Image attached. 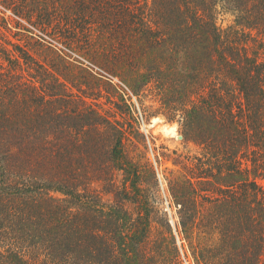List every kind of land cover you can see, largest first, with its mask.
I'll return each instance as SVG.
<instances>
[{"label": "trees", "instance_id": "16d2710c", "mask_svg": "<svg viewBox=\"0 0 264 264\" xmlns=\"http://www.w3.org/2000/svg\"><path fill=\"white\" fill-rule=\"evenodd\" d=\"M2 5L97 59L138 99L152 95L154 115L177 122L200 153L166 179L176 236L168 219L158 223L147 252L152 208L145 171L122 149L125 131L57 68L72 65L51 43L41 46L53 63L24 81L15 72L35 59L0 42V264H167L170 246L179 260L178 242L194 264H264V0ZM86 161L96 167L74 165ZM116 172L123 188L107 204L92 186L114 184Z\"/></svg>", "mask_w": 264, "mask_h": 264}, {"label": "rangeland", "instance_id": "374dc122", "mask_svg": "<svg viewBox=\"0 0 264 264\" xmlns=\"http://www.w3.org/2000/svg\"><path fill=\"white\" fill-rule=\"evenodd\" d=\"M3 6V5H2ZM0 6V42L11 43L22 50L29 52L35 59L34 63L21 60L15 74L22 77V80H30V76L44 73V60L50 63L52 56L46 53V49L41 44L47 45L44 41L51 43L54 49L67 57V61L72 65L64 67L60 63H56L57 68L65 74L66 78L73 82L75 86L86 90L87 93L94 95L96 99H88L92 105L98 104L103 110H106L107 116L122 128L126 135L123 137L122 149L124 153L136 164H138L144 172V189L146 197L149 199L151 209L152 235L150 242L144 245L147 252H151L154 241L158 239L159 231L162 228L159 224H164L165 220L171 224L173 232L176 236L175 223L177 219V209L171 205L169 193L167 189V178L173 173L183 170L185 164H189L190 158L197 156L200 149L193 144H187L183 141L179 132L177 122H170L163 115H154L155 110L159 107L157 99L150 94H146L143 98L138 99L133 93L127 91L123 87L121 79L113 77L105 72L103 67L95 60L81 58L78 50L71 47L61 45L56 40H52L48 33H43L39 28H34L24 20H20L11 10L7 11L5 6ZM223 28L233 23V17L230 14L222 15L219 22ZM44 40V41H43ZM15 54H19L18 50L10 47ZM99 58H101L99 56ZM25 81V80H24ZM89 83V85H86ZM123 84V85H122ZM70 86V85H69ZM71 87V86H70ZM70 93L81 95V93L71 87ZM85 92V91H84ZM111 116H115L114 118ZM155 119H159L155 121ZM175 126L172 131H167L170 127ZM106 161L103 162V164ZM78 169L95 168L86 161L81 165L74 164ZM99 166H103L102 164ZM151 169L155 171V177L151 173ZM114 184H97L92 188L100 193L102 201L109 204H117L118 198L115 197L116 188H123V173L116 172ZM122 206L132 215L137 212V206L123 201ZM157 222H155V221ZM159 223V224H158ZM179 260L176 253L172 252V246L169 247L170 253L167 264H183L182 255L192 261L191 254L183 250L181 243L178 242ZM174 253V254H173ZM194 264V263H193Z\"/></svg>", "mask_w": 264, "mask_h": 264}, {"label": "built area", "instance_id": "2783aa9c", "mask_svg": "<svg viewBox=\"0 0 264 264\" xmlns=\"http://www.w3.org/2000/svg\"><path fill=\"white\" fill-rule=\"evenodd\" d=\"M122 85H123V84H122ZM123 87H124L127 91H129V89H128L126 86L123 85ZM182 259H183V264H193V263L191 262V260H189V258L186 257V256H184V255H182Z\"/></svg>", "mask_w": 264, "mask_h": 264}]
</instances>
